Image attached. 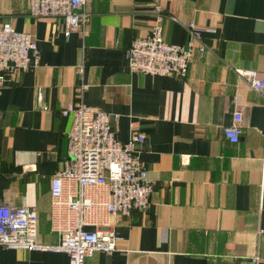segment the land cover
Returning a JSON list of instances; mask_svg holds the SVG:
<instances>
[{"label":"crops","instance_id":"obj_1","mask_svg":"<svg viewBox=\"0 0 264 264\" xmlns=\"http://www.w3.org/2000/svg\"><path fill=\"white\" fill-rule=\"evenodd\" d=\"M157 6L166 43L204 48L185 77L129 71L125 51L149 33ZM83 10L88 21L64 40L54 20L29 14L28 0H0V20L33 35L40 53L36 68L0 88V205L34 208L38 242H58L50 179L73 123L60 112L80 103L116 115L110 126L121 143L132 127L143 134L153 186L146 210L109 218L116 250L85 264H264V102L236 74L264 72V0H85ZM237 111L242 132L230 143L223 130ZM0 264L68 258L0 246Z\"/></svg>","mask_w":264,"mask_h":264},{"label":"built area","instance_id":"obj_2","mask_svg":"<svg viewBox=\"0 0 264 264\" xmlns=\"http://www.w3.org/2000/svg\"><path fill=\"white\" fill-rule=\"evenodd\" d=\"M29 14L34 18L55 21L64 40L84 26L89 14L83 10L85 0H28ZM156 20L149 33L135 38L125 53L131 73L175 75L185 77L196 52L192 42L179 46L163 39L164 15L156 7ZM171 20L174 21L172 17ZM187 28L199 37L193 23ZM39 48L31 34L16 31L9 21L0 20V88L15 77L39 65ZM84 76L83 66L76 68ZM236 74L258 93L264 102V72L238 69ZM61 116L73 115L66 132V160L50 179V227L58 237L54 245L38 242V216L32 207L0 205V246L30 251L65 254L68 264H85L95 252L116 250L119 237L109 218L129 216L134 210H146L153 186L140 157L144 136L131 128L126 143L117 141L111 130L116 115L68 104ZM242 115L234 114L233 124L224 128L230 143H236L242 132ZM92 228V229H90Z\"/></svg>","mask_w":264,"mask_h":264}]
</instances>
